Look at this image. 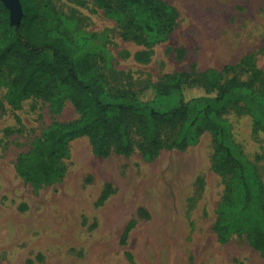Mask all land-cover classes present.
Here are the masks:
<instances>
[{"label": "rangeland", "instance_id": "1", "mask_svg": "<svg viewBox=\"0 0 264 264\" xmlns=\"http://www.w3.org/2000/svg\"><path fill=\"white\" fill-rule=\"evenodd\" d=\"M178 12L167 39L145 48L124 39L93 0H51L76 19L74 37L100 53L107 85L136 92L165 74L221 69L251 53L264 68V0H165ZM0 78V264H264L243 236L216 240L212 224L223 184L210 166L209 133L152 160L95 155L86 137L71 141L63 177L33 188L16 171L19 152L41 130L77 116L37 97L7 104ZM249 159L264 148L249 116L229 113ZM130 227L127 237L122 236Z\"/></svg>", "mask_w": 264, "mask_h": 264}, {"label": "trees", "instance_id": "2", "mask_svg": "<svg viewBox=\"0 0 264 264\" xmlns=\"http://www.w3.org/2000/svg\"><path fill=\"white\" fill-rule=\"evenodd\" d=\"M22 14L10 19L0 0V78L7 81V104L18 107L37 97L60 112L70 103L73 119L54 121L32 146L17 154L16 171L33 188L60 180L70 143L86 137L101 157L138 152L152 160L163 149L183 150L209 133L211 169L222 193L212 229L220 244L243 236L264 256V148L247 158L235 141L229 113L245 114L255 133H264V68L253 54L220 70L165 74L163 81L136 92L108 86L100 53L88 38L74 37L73 14L51 0H19ZM111 17L124 39L145 48L165 41L175 27L177 9L165 0H93ZM129 226L122 239L127 237Z\"/></svg>", "mask_w": 264, "mask_h": 264}, {"label": "water", "instance_id": "3", "mask_svg": "<svg viewBox=\"0 0 264 264\" xmlns=\"http://www.w3.org/2000/svg\"><path fill=\"white\" fill-rule=\"evenodd\" d=\"M9 9L10 19L17 23L21 17L22 10L19 0H2Z\"/></svg>", "mask_w": 264, "mask_h": 264}]
</instances>
